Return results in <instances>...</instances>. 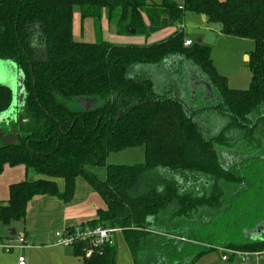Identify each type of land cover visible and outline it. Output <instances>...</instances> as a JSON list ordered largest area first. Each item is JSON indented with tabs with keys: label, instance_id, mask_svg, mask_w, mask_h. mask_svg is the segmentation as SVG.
Listing matches in <instances>:
<instances>
[{
	"label": "trees",
	"instance_id": "1",
	"mask_svg": "<svg viewBox=\"0 0 264 264\" xmlns=\"http://www.w3.org/2000/svg\"><path fill=\"white\" fill-rule=\"evenodd\" d=\"M75 8L82 19L93 20L94 42L74 38ZM103 10L122 35L130 29L152 34L182 22L186 12L204 15L221 34L253 42L248 87L230 88L212 63L210 47L197 40L185 46L187 38L177 29L151 44L103 40ZM173 57L178 67L162 69ZM0 59L20 70L25 95L23 113L10 130L13 139L0 144V174L5 166L22 165L40 176L9 184L8 199L0 202L1 224L23 220L35 196L70 201L81 176L105 208L77 227L120 228L132 264H194L218 248L264 251V231L261 238L244 233L260 220L264 224V217L242 224L239 236L232 224L218 233L213 227L215 215L224 218L241 193L259 187L243 162L264 161V0H0ZM187 62L196 67L190 79L196 73L206 90L186 97L175 83L157 84L153 75L182 73ZM198 95L210 102L199 105ZM11 100L10 88L0 84V114ZM208 109L215 113L213 123L222 124L214 133L211 124L205 133L195 119ZM207 120L212 123L210 114ZM137 146H143V162H106L110 152ZM90 165L105 166L103 180ZM57 178L64 181L61 192ZM71 247L82 264H116L114 243L91 246L76 239ZM88 248L92 253L85 257Z\"/></svg>",
	"mask_w": 264,
	"mask_h": 264
},
{
	"label": "rangeland",
	"instance_id": "2",
	"mask_svg": "<svg viewBox=\"0 0 264 264\" xmlns=\"http://www.w3.org/2000/svg\"><path fill=\"white\" fill-rule=\"evenodd\" d=\"M177 2L181 3L182 0H177ZM76 9L78 8H75V11H77ZM101 19L106 24V12L104 10L102 11ZM182 24L184 25L182 31L184 32L186 38H188L192 42L196 41L197 39H201L204 45L210 47L211 49L210 58L212 60V63L219 74L226 76L228 81L227 84L230 88L246 89L248 87L250 71L247 66V61L249 57L245 59V57L242 55L244 54L245 51L247 52L249 51L250 53V51L252 50L253 42L251 40L233 37V36H220L216 31L213 30L215 23L206 24L200 20L199 16H197L196 14H191L190 12L185 13ZM80 28H81L80 24L76 23V27H75L76 31L74 32V37L76 40L83 42H94L96 40V34L92 26L91 18H86L83 20L81 32H80ZM113 31H114V25L107 23V29L105 30V36L103 35L104 36L103 38H105V40L108 41L113 40L110 39L111 37L114 38L113 34L111 36L107 35L108 33H112ZM145 37L146 36L137 39H139V41L142 43L149 42L150 39H147ZM193 69H196V67H194L193 65L187 62L183 67L184 71L182 73L177 71L175 74L170 76L166 72H161V74L158 75L156 73V75L153 76L154 78H157L156 81L159 86H163L165 84L167 85L168 82H170L171 84L172 82L175 83L176 88L178 89L180 95L183 94L186 97H192L191 94H189V92L194 91L196 94H200L201 92H203V88L201 84L200 83L196 84L195 81H192L190 79L191 78L190 75ZM0 84L8 86L12 94V100L10 104V108L11 107L13 108L12 111L10 112L7 111L5 114L2 113L0 116V144H5L7 142H11V140L13 139L12 137L9 136H10V130L13 127L16 116L18 118V116L23 113L22 95L24 93L23 75L20 72V70L16 67V65L9 60L0 59ZM193 88L196 89L193 90ZM195 100L197 101V103H199V105L208 104L210 102L204 99L202 95H198V97ZM91 104L92 102L90 101H84V105L86 106ZM212 113H213L212 110L208 109L205 110L204 112L197 111V114L195 115V119L199 121L201 120V127L205 133H207L208 124H211L210 129L214 133L213 126H215L216 123H213L214 119L212 118L213 116ZM207 114L211 115L212 123H210L211 120L210 121L207 120ZM5 117L10 118L9 122H6ZM202 118L204 119L203 121ZM259 153L256 154L252 152L250 154L259 155ZM143 159H144L143 146H137L132 148H126L120 151L110 152L107 155L106 162L111 165H133L136 163L143 162ZM259 159L261 158L249 159L248 162L245 161L243 162L245 173L250 174V179L251 180L253 179V181H257V186L259 187L248 188L244 191V193H241L237 198L236 202L233 203V205H230L229 208L226 209V213L221 216L224 218L217 220L220 217H217V215L214 216L213 227L216 228L217 233L218 231L223 232L226 229L225 227L226 223H229L230 225L231 224L233 225L234 230L231 232L235 233L234 236H239L240 234L237 231H240V228H243L242 224L249 226L254 221L260 220L264 217V161H261ZM87 168L91 172L95 173L100 180L104 179L105 176L104 165H92V166L90 165L87 166ZM27 173L32 174L31 172H27ZM3 175H4L3 177H5L6 174L4 173ZM77 178L79 179V181L80 179H83V177L81 176ZM56 181L62 182V179L58 178L56 179ZM260 223L261 220L257 228L256 226H254L248 231H244L245 235L251 237H258L259 235H261L260 233L264 231V224H260ZM17 231H18L17 234L21 232L19 228L17 229ZM53 232H55V230ZM116 235L118 239L117 248H119V250L125 249L124 245L122 244L123 242L121 243L120 234H116ZM11 237L12 238L10 240L6 237L0 241V243H2L5 246L14 247V249L9 252L2 250V254L4 255V257L0 258V264H5L9 260V256L13 254L17 255V250H19L17 247L18 246L17 239L18 237L23 238V236L13 235ZM56 244L61 245L58 243ZM61 246L67 249V251L70 252L71 254L73 253L72 247L70 245H61ZM44 249H50V248H44ZM22 252L24 254V257L28 258L32 253H34V255L37 254L38 250L32 249L29 251L24 250ZM224 253H227L224 255L230 257V254L228 252H224ZM220 254L221 252L218 249H216L213 252H211L210 256L219 257ZM54 255H56L61 260H64L65 258V255L61 253L54 252ZM234 256H235L234 258L235 260L242 259V256H240L239 254H236ZM46 257L48 258L47 253H46ZM215 261L216 259L213 260V264L215 263Z\"/></svg>",
	"mask_w": 264,
	"mask_h": 264
},
{
	"label": "crops",
	"instance_id": "3",
	"mask_svg": "<svg viewBox=\"0 0 264 264\" xmlns=\"http://www.w3.org/2000/svg\"><path fill=\"white\" fill-rule=\"evenodd\" d=\"M152 1L157 2L159 0H152ZM219 1H223V0H219ZM76 10L77 11H75L74 9L72 16L73 36H74V32L76 31L75 30L76 23L80 24L81 27L80 32H81L82 24L84 20L80 17L79 8ZM197 16H199L202 22L206 23L205 17L203 15H197ZM143 18L145 23L147 24V18L145 16ZM107 23H108L107 20L105 24V22L102 21L101 19V37L103 40H105V38L103 37L105 36ZM92 26L94 28L93 20H92ZM175 30L176 27L174 24L172 26L161 29L149 35H137V34L135 35L133 33L122 35L117 33L116 27L114 26V31L112 33L107 34L109 36L113 34L114 38L112 37L110 38L113 40L111 41L105 40V41L116 44H138V45L151 44L166 38L167 36L172 34ZM213 30L216 31L220 36H227L220 33V27L218 24L214 25ZM144 36H146L145 38L150 39V41L142 43L139 41V39H137V38H142ZM200 43H202L201 39H200ZM248 53L249 51L248 52L245 51L242 56H244L246 59L248 57ZM178 61L179 59L176 57L166 59L162 63L161 68L175 70L178 67L177 64ZM191 80L195 81L196 84L199 83L202 84L203 89L206 90V86H204L202 79L196 73L194 74ZM221 126L222 124L221 125L216 124L213 127H215V129H218ZM4 173L6 174L5 177H3ZM32 174L27 173L22 165H18L14 167L5 166L2 173L0 174V202L5 203L7 201L9 184L25 179L32 180L40 177L39 175H35V174H33L32 176ZM83 179H80V181L78 178L76 179L74 194L71 200L68 202H63L61 199L55 196L39 195L33 197L27 204L26 215L23 220L13 221L9 225H3L0 223V241L3 238L6 237L8 238L9 236L22 235L25 241L24 243L25 247L22 249V251L24 250L29 251L32 249L38 250L37 254L34 255V253H32L28 258H25L27 260L26 261L27 264H48V263L82 264V261L79 257H75L73 253L71 254L70 252L67 251V249H65L61 245L56 244L55 232L64 231L67 228L77 227L80 224H85L87 221L96 218L97 209L105 208V203L102 200V198L97 194V192L94 191V189L86 181H84L85 179L84 180ZM54 181L57 185L58 190L60 192L63 191L64 189L63 179L62 182H57L56 179H54ZM85 182L87 183V185ZM18 228L21 230V232L17 234ZM10 229H13L15 231L13 235L9 233ZM54 230L55 232H53ZM116 234H120V240L121 243L123 242L122 244L124 245L125 249L119 250V248H117L118 239ZM260 234L261 235H259L258 237H253V238H261L263 232ZM114 244L116 245L117 248L116 264H132L129 251L120 232L115 233ZM44 248H50V249H44ZM218 250L221 252L219 257L210 256L211 254L210 252L198 258V260L194 262V264H213V260L215 259L216 261L214 264H264V251L259 252L257 254H250V256L248 255L245 259L235 260L234 259L235 256L233 255L223 260L222 255L225 254L224 250L220 248H218ZM54 252L64 254L65 255L64 260H61L56 255H54ZM46 253L48 254V258L46 257ZM1 254H2V250H0V258L4 257V255ZM18 254H19V250H17V255L13 254L9 256V260L5 264H17Z\"/></svg>",
	"mask_w": 264,
	"mask_h": 264
},
{
	"label": "built area",
	"instance_id": "4",
	"mask_svg": "<svg viewBox=\"0 0 264 264\" xmlns=\"http://www.w3.org/2000/svg\"><path fill=\"white\" fill-rule=\"evenodd\" d=\"M175 27L177 30L182 31L184 25L182 22L175 23ZM192 41L189 39H186L184 41L185 46L191 45ZM121 229L118 227H94L90 228L88 226H85L83 228L80 227H75L74 234H69V235H64L63 231H57L55 232V237H56V243L61 244V245H70L76 240V239H87L88 243L91 246H96L100 245L103 243H109L112 244L114 243V235L117 232H120ZM12 237L10 236L8 239L10 240ZM18 242V249H19V254L17 257V264H26V259L22 253V249L25 247L24 243V238L18 237L17 239ZM0 249L6 252L12 251L14 249L13 246H5L2 243H0ZM224 252H228L229 254L235 253L239 254L242 256V259H245L248 255L250 254H257L251 253V252H233L232 250H224ZM92 253L91 248H88L84 252L85 257H89ZM227 254V253H225ZM222 259L225 260L227 259V255H222Z\"/></svg>",
	"mask_w": 264,
	"mask_h": 264
},
{
	"label": "water",
	"instance_id": "5",
	"mask_svg": "<svg viewBox=\"0 0 264 264\" xmlns=\"http://www.w3.org/2000/svg\"><path fill=\"white\" fill-rule=\"evenodd\" d=\"M203 16H204V15H203ZM204 17H205V16H204ZM130 32L133 33L134 30H133V29H130ZM197 42L199 43V42H200V39H197ZM22 96H23V100H24V96H25L24 93H23ZM22 102H23V101H22ZM12 109H13L12 107H11V108L9 107V109H7L6 111H4L3 114H5L7 111H9V112L12 111ZM1 114H2V113H1ZM1 114H0V116H1ZM11 116H13V115H11ZM9 119H10V118L5 117L6 122H9ZM12 123H13V122H12ZM9 233H10L11 235H13V234L15 233V231H14L13 229H10V230H9Z\"/></svg>",
	"mask_w": 264,
	"mask_h": 264
}]
</instances>
